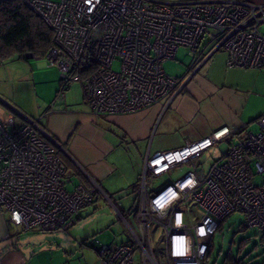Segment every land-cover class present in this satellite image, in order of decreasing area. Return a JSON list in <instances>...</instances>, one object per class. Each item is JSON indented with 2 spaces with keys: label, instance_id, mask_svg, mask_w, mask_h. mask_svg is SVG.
<instances>
[{
  "label": "built area",
  "instance_id": "obj_1",
  "mask_svg": "<svg viewBox=\"0 0 264 264\" xmlns=\"http://www.w3.org/2000/svg\"><path fill=\"white\" fill-rule=\"evenodd\" d=\"M23 1L54 33L45 60L59 74L55 100L79 83L94 116L134 115L162 101L167 107L217 52L226 54L228 68H264V6L249 1ZM180 47L189 51L192 66L179 79L168 76L162 64ZM255 122L256 132L227 143L207 172L195 160L227 142V128L148 156L136 217L139 233L130 229L133 239L100 245V264H159L155 249L166 264H202L219 224L236 212L249 227L264 231V115ZM55 148L63 152L36 120L20 126L0 121V207L22 231L68 232L97 193L106 196L95 184L68 190L70 180ZM188 164L191 169L174 182L148 192L147 176L161 177ZM195 206L200 217L192 212ZM152 229L161 233L155 248Z\"/></svg>",
  "mask_w": 264,
  "mask_h": 264
},
{
  "label": "crops",
  "instance_id": "obj_2",
  "mask_svg": "<svg viewBox=\"0 0 264 264\" xmlns=\"http://www.w3.org/2000/svg\"><path fill=\"white\" fill-rule=\"evenodd\" d=\"M243 1L264 6V0ZM226 61V54L219 52L211 61L205 62L189 79L184 90L165 108L162 101L142 113L98 117L91 114L88 106V113L68 110L55 97L49 108L33 102L25 105L24 96H32L37 81L51 82L57 90L59 74L57 69L47 66L45 57L30 58L28 55L22 60L10 59L0 64V108L5 107L12 114L0 109V121L11 122L14 126L22 125L26 119L38 121L51 138L59 141L64 148L63 153L90 185L95 184L103 193L110 195L130 191L134 200L131 187L138 183L140 190L144 162L148 156L200 141L222 128L228 129L229 139L235 142L249 133L248 127L264 115V109H260L254 100L251 102L256 89L264 83V68L259 72L228 68ZM191 66L192 63L181 77L188 74ZM15 118L19 120L18 125H15ZM138 143H146L144 155L136 147ZM133 147L136 152L131 161L128 158ZM68 179V190L80 183L76 176L69 174ZM132 203L123 209L126 217L133 216L130 211ZM79 216L76 225L68 232L83 244L94 234L88 236L91 226L86 229L87 233L80 232L78 226L83 217L82 214ZM133 218L136 221V216ZM125 224L130 231L132 228L126 221ZM19 230L22 231L9 222V213L0 207V264H42L38 259L40 254L37 255L32 247V237L23 241ZM129 240L104 243L95 238L90 241L93 247L89 243L88 248L98 254L100 245H115ZM64 251L67 255L68 251L65 248ZM50 264L54 262L50 261Z\"/></svg>",
  "mask_w": 264,
  "mask_h": 264
},
{
  "label": "rangeland",
  "instance_id": "obj_3",
  "mask_svg": "<svg viewBox=\"0 0 264 264\" xmlns=\"http://www.w3.org/2000/svg\"><path fill=\"white\" fill-rule=\"evenodd\" d=\"M217 53H215L209 60L211 61ZM191 63L192 56L189 54V51L184 47H180L175 53V58L164 61L162 68L168 76L180 79L183 78L181 76L187 71V67ZM113 68L114 70H118V62L114 63ZM246 70H254L255 72L260 71L257 69ZM262 82H264V80H262ZM58 90L59 85L56 90V88L52 87L51 82L37 81L35 92L32 93V96L31 94L24 96L25 105L29 106V102H33V104L49 108L51 106L50 104L54 100V97H56ZM255 92L256 93H254L251 97V102L254 100L255 104L260 106V109H264V83H262V86L260 85ZM57 102H62L63 106H66V108L68 107V110L78 109L80 112H89L87 105L83 102V91L79 83H72L69 89L64 92V99L58 100ZM0 109L6 110L12 114L11 111L3 106ZM98 120L100 121L101 119L98 118ZM100 122H102V120ZM18 124L19 120L15 118V125ZM156 126L157 124L155 125L153 131H155ZM247 130L250 132H256V122L254 121V123L251 124ZM136 147L140 148L141 153L144 155L146 143H138ZM226 148V142L211 147L195 160L196 165H201L204 172H207L212 162L215 161L216 158L220 157ZM135 152L136 150L133 147L129 158L125 157V159L127 160V158H133ZM137 159L138 161L140 160V158ZM131 161L133 160L131 159ZM191 166V164H188L176 167L157 178H153L150 175L147 176L146 182L148 192L174 182L187 170H190ZM254 183L255 185H260L261 177H254ZM139 192V195H141V191ZM129 193L130 191L124 194L118 193L110 195L104 192L106 196L102 194L95 196L90 206H88L86 210L84 208L80 211V214H82L83 217L81 224L78 226L80 232L87 233L86 229L91 226L89 227L90 233L88 236L90 237L94 234V237L87 239V241H83L84 244H81V240L77 241L74 238V235L70 232L63 231L42 232L30 230L22 232L19 230V236L22 237L23 241L26 237H32V247H34L33 249H35L37 255L40 254L38 259H40L42 264H50V261L54 262V264H100V258L98 259L99 255L96 254V251L88 248L91 240L96 238L100 242L104 243H119L127 240L128 238L133 239L125 221L137 234L139 233L133 216L124 217V221L120 213L123 212L125 207H129L133 201V196ZM138 212L139 206L135 215L136 217ZM192 212L196 214L197 217H200L201 215L200 209L196 206L193 207ZM242 223H244V216L238 212L233 213L223 222L222 230L217 232L212 239L211 254L207 259V262L204 264H221L223 258L228 254L244 259L250 264H261L264 262V239H262V235H264V233L254 227H249L243 232L236 233L239 225ZM160 235V232L157 234L156 232H153V229L150 231V240L154 248L157 246ZM90 246L93 247L91 243ZM64 248L68 251L67 255H65ZM154 251L158 263L166 264L165 257L158 250L155 249ZM137 257L138 254L135 255V258ZM135 264H140V262L136 261Z\"/></svg>",
  "mask_w": 264,
  "mask_h": 264
},
{
  "label": "trees",
  "instance_id": "obj_4",
  "mask_svg": "<svg viewBox=\"0 0 264 264\" xmlns=\"http://www.w3.org/2000/svg\"><path fill=\"white\" fill-rule=\"evenodd\" d=\"M53 44V31L39 15L25 5L23 0H0V64L10 59L22 60L28 55H33L35 58H44L52 48ZM54 140L61 146V148H63L57 139ZM229 142H231V138L228 139L226 143ZM54 150L66 168L67 178L69 177V174L71 176H76L80 182L79 184L90 186L88 181L74 167L66 155L59 149L55 148ZM139 191V184H133L131 192L135 197L132 206L130 207V211L134 217L138 211L140 201ZM99 195L100 194L98 193L96 194V196ZM120 213L123 217H126L124 212ZM226 219L219 224L216 233L222 230L223 222ZM247 228H249V226L244 220V223L239 225L236 233L243 232ZM261 232L264 233L262 230ZM213 237L210 239L208 250L202 264L207 262V259L211 254ZM262 239H264V235H262ZM221 264L250 263L246 262L244 259L228 254L223 258ZM261 264H264V262Z\"/></svg>",
  "mask_w": 264,
  "mask_h": 264
},
{
  "label": "water",
  "instance_id": "obj_5",
  "mask_svg": "<svg viewBox=\"0 0 264 264\" xmlns=\"http://www.w3.org/2000/svg\"><path fill=\"white\" fill-rule=\"evenodd\" d=\"M27 57V56H26ZM30 58H33V55H30Z\"/></svg>",
  "mask_w": 264,
  "mask_h": 264
},
{
  "label": "flooded vegetation",
  "instance_id": "obj_6",
  "mask_svg": "<svg viewBox=\"0 0 264 264\" xmlns=\"http://www.w3.org/2000/svg\"><path fill=\"white\" fill-rule=\"evenodd\" d=\"M186 86V85H185Z\"/></svg>",
  "mask_w": 264,
  "mask_h": 264
}]
</instances>
